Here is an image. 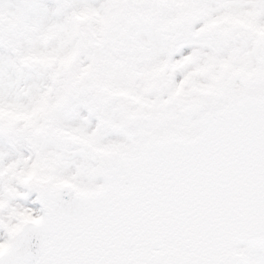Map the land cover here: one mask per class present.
Listing matches in <instances>:
<instances>
[{"label": "snow or ice", "instance_id": "1", "mask_svg": "<svg viewBox=\"0 0 264 264\" xmlns=\"http://www.w3.org/2000/svg\"><path fill=\"white\" fill-rule=\"evenodd\" d=\"M0 264H264V0H0Z\"/></svg>", "mask_w": 264, "mask_h": 264}]
</instances>
